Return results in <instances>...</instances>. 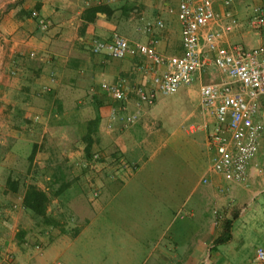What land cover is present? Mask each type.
Instances as JSON below:
<instances>
[{
	"label": "crops",
	"instance_id": "crops-1",
	"mask_svg": "<svg viewBox=\"0 0 264 264\" xmlns=\"http://www.w3.org/2000/svg\"><path fill=\"white\" fill-rule=\"evenodd\" d=\"M178 1L0 0V241L11 253L0 264H264L255 257L264 247V96L254 116L262 125L257 151L242 181L211 169L213 121L201 114L198 87L227 79L212 53L201 54V70L175 96L135 104L134 87H150L153 71L163 69L136 44L155 38L159 54L183 51ZM254 5L264 0H231L238 22L221 34L220 46L264 44V28L248 23ZM214 6L224 9L221 0ZM39 17L49 20L47 29ZM147 22L150 33L139 28ZM114 32L128 41L124 57L90 50L92 39L110 40ZM117 81L120 99L99 87ZM112 110L117 117L107 127ZM131 113L136 120L125 125ZM93 119L91 151L123 156L136 169L113 174L110 165L101 172L83 166ZM8 180L16 181L15 192ZM28 184L46 195L43 217L22 206ZM15 198L23 236L10 243L1 235V212ZM226 221L229 236L220 242Z\"/></svg>",
	"mask_w": 264,
	"mask_h": 264
},
{
	"label": "built area",
	"instance_id": "built-area-1",
	"mask_svg": "<svg viewBox=\"0 0 264 264\" xmlns=\"http://www.w3.org/2000/svg\"><path fill=\"white\" fill-rule=\"evenodd\" d=\"M217 0H179L177 4V19L180 23L183 51L179 55H162L155 51L151 38L149 44H136V49L154 65H162L160 72L153 71L150 87L137 85L134 87L135 104H151L157 95L174 94L182 85L189 84L196 72L201 70L204 52L212 53L215 67L227 79L218 84L215 82L201 83L198 87L199 106L204 117H211L213 126L208 131V142L214 147L211 169L215 172L229 173L236 180H244L247 165L257 151L258 134L262 125L254 116L260 107L259 98L264 96V44L246 48L239 43L227 47L220 46L223 32L231 30L238 22L233 15L231 0H221L224 9H215ZM32 15H37L32 12ZM40 29L49 26V20L37 19ZM248 23L251 28H264V6L254 5ZM162 26L161 20L155 22ZM153 24L147 22L139 28L145 32L152 31ZM129 45L127 39L114 32L110 40L94 38L90 44L93 53H104L112 58H122L126 55ZM237 84V90H232V84ZM101 90L114 99L124 96L121 81L101 82ZM48 86L43 90L47 91ZM117 117L116 111L109 114L107 127ZM136 120V113L123 118L125 125ZM207 127V122H205ZM205 126V125H204ZM83 166L93 172H101L105 167L112 166L113 171L134 170L136 163L129 162L123 156H108L92 151L82 161ZM112 174V175H113ZM111 175V176H112ZM202 181H206L205 178ZM93 195L98 189L92 188ZM215 222L221 214L213 210ZM7 256V255H6ZM255 257L264 262V247L255 249Z\"/></svg>",
	"mask_w": 264,
	"mask_h": 264
},
{
	"label": "trees",
	"instance_id": "trees-1",
	"mask_svg": "<svg viewBox=\"0 0 264 264\" xmlns=\"http://www.w3.org/2000/svg\"><path fill=\"white\" fill-rule=\"evenodd\" d=\"M100 10L102 8H99ZM96 120H90L87 123L88 131L86 132L84 136V140L86 142L85 148H84V158L89 156L91 151V136L94 132V126H95ZM8 188L10 191L15 192L17 190V184L14 180H8ZM46 202L47 198L43 190L38 188L34 184H28L24 190L23 196H22V206L25 210H28L33 216L35 217H43L45 214L46 209ZM229 221H226L223 224V233L222 236L219 238L220 242L225 241L228 239L229 236ZM23 232L19 231L16 232V241L21 242L22 241Z\"/></svg>",
	"mask_w": 264,
	"mask_h": 264
},
{
	"label": "rangeland",
	"instance_id": "rangeland-1",
	"mask_svg": "<svg viewBox=\"0 0 264 264\" xmlns=\"http://www.w3.org/2000/svg\"><path fill=\"white\" fill-rule=\"evenodd\" d=\"M175 96L176 94L172 95H167L166 98H171V96ZM165 97V96H164ZM92 151H98V150H92ZM100 152V151H98ZM101 153V152H100ZM20 200H17L16 198L10 203L7 204V202L3 205L8 211L9 209V214L7 211L2 210L1 216L3 220V225H5V229L1 230V235L3 234L4 239H9V242L12 243L13 241L16 240L15 236L13 237L14 233L17 231L19 224L18 220L22 219V210L20 208ZM6 214V216H4ZM17 217V219H15ZM17 220V221H16ZM10 234H12V238L8 237ZM13 239V241H12ZM3 242V241H2ZM9 247L3 245L0 241V260L3 258V260L8 261L11 259V253L8 249ZM7 255V256H6Z\"/></svg>",
	"mask_w": 264,
	"mask_h": 264
}]
</instances>
